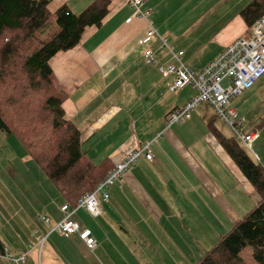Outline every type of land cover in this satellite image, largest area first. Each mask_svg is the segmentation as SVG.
I'll return each mask as SVG.
<instances>
[{"label":"crops","instance_id":"1","mask_svg":"<svg viewBox=\"0 0 264 264\" xmlns=\"http://www.w3.org/2000/svg\"><path fill=\"white\" fill-rule=\"evenodd\" d=\"M94 1L49 0V7L55 11L67 5L80 13ZM252 2L145 0L142 10L150 14L132 17L135 8L129 0H109L108 15L102 24L87 27L76 47L52 58L59 86L67 95L65 110L82 131L83 148L93 142V147L86 150L96 164L110 161L114 165L146 142H151L155 158L141 156L121 181L109 187L108 200L99 195L98 215L84 207L76 210L73 217L82 216L81 226L93 231L95 248L87 247L78 233L58 234L63 241L61 248L47 251L55 249L63 261L49 260L47 264H70L66 261L70 251L79 256L95 254L98 264H123L124 252L116 256L114 248L120 247L113 237H133L130 228L138 231L139 239L128 240L123 246L152 252L157 248H179L194 264L197 248L215 244L214 248L254 209L260 195L223 146L221 136L233 135L226 136L218 128L220 120L215 118L214 107L201 102L189 118L169 123V112L184 106L197 89L192 84L176 91L170 89L172 78H163L158 65L175 60L159 35L139 42L154 28L169 39L176 51L184 50L182 60L199 72L229 43L251 35L253 25L243 10ZM147 49L153 51L155 62L147 61ZM249 128L261 132L253 141H259L258 149L253 143L252 149L264 165L263 125ZM111 144L113 148L105 152ZM41 171L37 168V175L43 178ZM39 183L31 184L36 188L37 202L31 213L36 215L40 232L32 233V241L21 237L18 244L13 243V248H21L18 253L30 246L40 247L41 231L62 218L60 208L68 203L52 182ZM46 214L51 217V222H46L50 226L41 218ZM54 241L58 243L57 238ZM71 245L75 248H66ZM41 249L43 252L45 248ZM4 252L11 254L8 244L1 247L0 253ZM138 253L133 251V258L127 261L132 262ZM71 257L85 264L78 256ZM39 261L43 264L42 257Z\"/></svg>","mask_w":264,"mask_h":264},{"label":"trees","instance_id":"2","mask_svg":"<svg viewBox=\"0 0 264 264\" xmlns=\"http://www.w3.org/2000/svg\"><path fill=\"white\" fill-rule=\"evenodd\" d=\"M108 2L96 0L75 13L67 5L52 11L49 0H0V133L18 136L24 152L71 206L93 191L114 165L94 163L83 148L82 131L65 110L67 95L51 60L76 47L87 27L102 24ZM243 14L253 25L264 15V0H253ZM52 17L59 30L50 38L38 36ZM221 141L260 200L194 264H250L242 255L248 246L264 264V165L235 136H221Z\"/></svg>","mask_w":264,"mask_h":264},{"label":"built area","instance_id":"3","mask_svg":"<svg viewBox=\"0 0 264 264\" xmlns=\"http://www.w3.org/2000/svg\"><path fill=\"white\" fill-rule=\"evenodd\" d=\"M144 1L129 0L135 7L132 17L150 14L149 10H142ZM155 34L161 37L163 46L169 49L175 60L174 62L160 63L158 65L163 78H172L170 89L176 91L191 84L197 89L196 95L184 106L169 112L167 116L168 122L172 123L183 118H189L201 102H208L214 107L217 115L228 122L235 137L239 140H244L248 148L252 149V143L257 137L258 132L251 131L246 133L242 131L246 117L240 115L238 109L232 106V100L234 96L250 88L264 75V15L253 24V31L250 37L235 39L199 72H194L182 60L184 50L176 51L169 43V39L159 34L156 29H149L139 39V42H147ZM145 56L150 63L156 61L151 49L146 50ZM150 143L146 142L139 149L130 152L124 160L115 163L105 178L97 184L93 191L82 196L77 205L63 204L60 208L63 212V217L53 225L52 230L60 235L78 233L87 247L90 249L95 248L97 242L92 231L89 228H82L80 223L74 220V213L78 208L84 207L94 215L99 214V195L104 200H108L110 196L108 192L109 187L121 181L125 172L141 156L154 160L155 155L151 150ZM41 218L47 223L51 222L50 216L43 215ZM46 238L47 236H44L40 239V248H42ZM28 254L29 251H25L21 256L15 257L4 252L0 253V257L21 264V262L26 261ZM38 264H41L40 261Z\"/></svg>","mask_w":264,"mask_h":264},{"label":"rangeland","instance_id":"4","mask_svg":"<svg viewBox=\"0 0 264 264\" xmlns=\"http://www.w3.org/2000/svg\"><path fill=\"white\" fill-rule=\"evenodd\" d=\"M58 30H59V25L57 24L56 18L52 17L50 21L47 23V25L38 32V36L40 35L43 38L46 37L50 38ZM250 36H245V37H250ZM230 44L231 43H229V45ZM10 104L12 106L16 105L15 103H10ZM232 106L238 109L240 115L246 117V122L242 127V131L246 133L251 131H257L259 135L261 132L258 129H251L249 127L253 125H258V126L263 125L264 128V75L260 77L250 88L245 89L238 95L234 96L232 100ZM215 118L220 120L219 121L220 124H218V128L221 131H223V133L226 136H229V134L234 136L233 134L234 132L232 128L228 125L227 121L221 119L218 115ZM11 121L12 123L14 122L17 123L15 119H12ZM241 141L242 143L246 144L244 140ZM258 142L259 141H257L255 144L253 143V147L256 150L258 149L257 148ZM89 144H90L89 146H87V143L84 144L85 150L87 148L93 147L92 146L93 142ZM111 148H113L112 144L109 147H105L104 150L105 152H109ZM263 151H264V132H263ZM249 152L252 156H255L258 161H260V158L255 155V150L249 149ZM93 162L95 163V160H93ZM37 168L41 169L34 161L31 160V156L29 157L24 152L18 136L13 134V136L8 137L5 136L4 133H0V241H2L1 243L5 245L8 244L10 246V253L15 257H19L25 251L30 250V253L27 256L26 261L21 262V264H38L39 259H41V257L43 259V264L49 263V260L51 262L63 261L62 254L56 252L55 249H52L51 251H47V248H61L63 241L62 239H58L59 236L57 232L53 234L54 232L52 230L53 224L50 226L46 222L45 224H47L50 227H48L47 230L41 231V234L39 235L40 238L47 236L50 233H52L53 235L50 234L51 236L49 237L46 246L44 245L42 247L45 248L43 252L42 249L38 246L37 248L32 246H30L29 248L27 247L26 248L27 250L21 253H18L19 249L21 248H13V243L18 244V241L19 239H21V237L25 241L28 239H29L28 241H32L33 240L31 237L32 233L35 235L36 231L38 232L39 230L40 232L39 224L37 225L34 219L36 215L31 213V210L34 211V206L37 203L35 198L36 188H33L32 185L30 184L33 182L34 183L38 182V184L40 185L39 182H45L46 180L50 184L52 183L45 175L42 174L43 178L37 175ZM35 213H37L36 210ZM46 215L49 216L48 214ZM74 220H76L79 223H82V216L77 214ZM82 228H88V227L82 226ZM130 231L133 237H124V238L117 236L113 237L114 241L116 242V245L120 247V248H114L115 249L114 253H116V256L124 252V255L122 257L124 259L123 264H192L190 259H188L187 256L179 250V248H157L155 252H152L145 248H127L123 246V244H126L128 240L131 241V240L139 239V233L136 229L130 228ZM55 238H57L58 243L54 241ZM214 245L215 244H213L212 246L209 245L207 246V248H197L198 251H200V252L195 251L197 261H199L201 255H203L206 251L210 250L211 247H213ZM66 248H75V246L73 245L69 247L66 246ZM135 250H138L139 252L138 256L134 260H132V262H130L129 260L133 258L134 256L133 251ZM0 252H1V246H0ZM70 255L78 256L82 262L83 261L85 262V264H98V260H99V258L96 257L95 254H87L85 256L84 255L79 256L74 252L70 251ZM242 255L250 264H259L255 260L252 254V248L250 246L243 249ZM71 256H68L66 254V261L68 263L80 264L79 262H75V260ZM127 259L129 260L127 261ZM0 264H17V263L9 259H6L4 257H0Z\"/></svg>","mask_w":264,"mask_h":264}]
</instances>
